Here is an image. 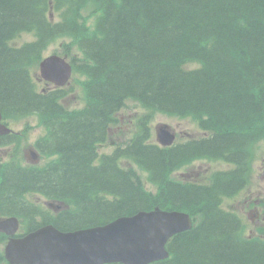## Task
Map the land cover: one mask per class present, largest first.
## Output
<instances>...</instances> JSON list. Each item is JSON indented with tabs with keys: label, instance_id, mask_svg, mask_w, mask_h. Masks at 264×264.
Masks as SVG:
<instances>
[{
	"label": "trees",
	"instance_id": "1",
	"mask_svg": "<svg viewBox=\"0 0 264 264\" xmlns=\"http://www.w3.org/2000/svg\"><path fill=\"white\" fill-rule=\"evenodd\" d=\"M88 5L93 30L82 14ZM24 34L30 40L17 44ZM57 38L70 39L63 55L80 77V110L62 105L64 90L39 91L34 79ZM127 100L149 113L130 142L94 165ZM0 112L7 120L37 115L48 130L45 154L58 155L41 169L21 168L16 156L1 165L0 207L11 206L13 194L45 190L73 195L92 222L155 207L184 211L200 223L174 236L170 259L154 264H264V242L243 239L238 217L221 207L248 171L251 147L264 139V0H0ZM151 112L190 117L205 135L160 148L151 141ZM9 138L0 143L18 151L20 142ZM120 157L149 172L155 193L119 166ZM195 159L233 168L208 184L169 178ZM97 192L112 200L97 204Z\"/></svg>",
	"mask_w": 264,
	"mask_h": 264
},
{
	"label": "water",
	"instance_id": "2",
	"mask_svg": "<svg viewBox=\"0 0 264 264\" xmlns=\"http://www.w3.org/2000/svg\"><path fill=\"white\" fill-rule=\"evenodd\" d=\"M39 73L43 80L60 87L69 80L71 66L64 58L52 55L40 62ZM1 119L0 114V135L10 133ZM156 140L163 147L170 146L174 134L161 125L156 129ZM9 221L0 222V230ZM191 226L189 216L182 212L139 211L102 227L70 233L48 226L20 239L11 238L4 254L11 264H151L166 259L167 241Z\"/></svg>",
	"mask_w": 264,
	"mask_h": 264
},
{
	"label": "rangeland",
	"instance_id": "3",
	"mask_svg": "<svg viewBox=\"0 0 264 264\" xmlns=\"http://www.w3.org/2000/svg\"><path fill=\"white\" fill-rule=\"evenodd\" d=\"M84 11V12H83ZM82 11L84 18H86L87 26L93 30L95 25V16L92 15L93 7L91 5L85 7ZM53 20H56V17L53 16ZM30 40V36L24 34L20 36L17 40V44L24 43ZM70 42L69 38H57L51 43H49L42 52V58L48 57L52 54L63 55V45ZM69 59V58H68ZM70 60V59H69ZM36 77H38L37 67L32 69ZM79 76L74 74L73 81H71V87H65L66 90H69V93L65 96V105L69 108H78L81 106L82 100V91L81 87L77 84L76 80H79ZM51 85L45 84L43 81L39 80L38 89H45L50 91ZM149 112L141 107L134 101H127L126 107L121 110L117 115V122L110 130V136L108 137V142L101 147H99L100 153L110 154L116 146L125 145V143L130 139L133 134L137 131V122L142 115H146ZM10 128L16 132L22 131L26 125L31 127L28 142H26L21 149V159L24 156V150L27 149L30 145L34 143L36 138L41 135L42 130L37 127L36 118L33 116L24 117L22 119L10 122ZM161 124H167L177 133V142H183L188 135L194 136L195 138L200 137L201 133L199 132L197 126L195 125L192 118H180L165 115L158 112H151L149 118V127L152 134V140L155 142L154 131L155 128ZM10 149L5 148L0 151V161L6 160L9 156ZM252 161H251V171L250 175L256 177L261 173V167L263 166L262 160L264 158V142L260 141L254 144L252 148ZM25 163V161H23ZM44 160H41L38 164H43ZM122 164L125 167L132 168L135 170L136 174L140 177L144 187L150 191L154 192L155 187L148 180V175L145 171L138 169L135 163H130L128 161H123ZM228 167L219 161H206V160H197L189 167L179 170L175 174L176 178L179 180L195 183H205L207 179L204 178L205 174L208 175L210 170H225ZM181 175H183L181 177ZM224 208L229 209L228 202H224Z\"/></svg>",
	"mask_w": 264,
	"mask_h": 264
},
{
	"label": "flooded vegetation",
	"instance_id": "4",
	"mask_svg": "<svg viewBox=\"0 0 264 264\" xmlns=\"http://www.w3.org/2000/svg\"><path fill=\"white\" fill-rule=\"evenodd\" d=\"M37 151L39 150L37 149ZM28 155L31 156L30 153ZM262 163L260 175L242 179L236 192L228 195L226 202L229 204V211L239 217L244 232L243 236L264 240V158ZM54 194L57 193L52 192L50 196L55 197ZM47 196L37 192L13 194L14 198H12L15 199L13 206L0 208V211L6 214L4 218L15 217L18 220V229L14 237H21L49 225L61 232H73L106 223V219L102 217H99L95 222L83 218L85 211L73 195L68 204L56 198L49 199ZM97 199L96 203L101 204L102 197L99 196ZM78 218H83V220L77 221ZM0 240L6 243L8 237L1 233ZM3 259L4 263L2 264H8Z\"/></svg>",
	"mask_w": 264,
	"mask_h": 264
}]
</instances>
